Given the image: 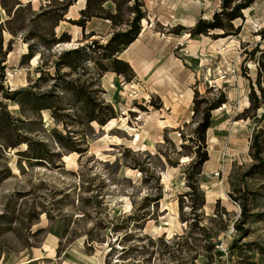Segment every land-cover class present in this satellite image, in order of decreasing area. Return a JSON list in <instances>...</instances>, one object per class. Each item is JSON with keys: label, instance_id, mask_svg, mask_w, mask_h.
I'll return each instance as SVG.
<instances>
[{"label": "rangeland", "instance_id": "374dc122", "mask_svg": "<svg viewBox=\"0 0 264 264\" xmlns=\"http://www.w3.org/2000/svg\"><path fill=\"white\" fill-rule=\"evenodd\" d=\"M18 1L22 11L10 24L0 7L2 53L11 47L4 90L52 98L41 111H34L32 102L6 100L1 92L0 102L14 119L13 139L26 135L61 158L52 157V164L25 160L17 155L25 145L1 148L8 132L0 129V264H264V221L246 222L247 233L239 239L233 228L240 217L238 189L255 193L249 196L251 213L264 212V177L240 182L253 162L252 136L264 130L258 122L262 108L245 112L252 90L259 94L257 80L264 89V0L242 10V19L233 22L234 28L241 26L239 34L224 39L215 38L220 32L190 38L178 29L211 20L220 0L146 1L141 33L117 55L130 65L135 75L130 81L110 68L100 71L93 62L97 53H90L92 61L82 70L65 68L54 79L60 54L92 41L104 45L110 22L93 19L84 31L71 24L68 20H78L85 7L86 0H77L54 29L56 37L67 33L70 41L44 48L34 36L46 38L53 22L36 15L54 6L46 0ZM90 32L95 35L88 37ZM31 44L37 54L21 64ZM77 78L91 84L92 97L104 106L101 119L110 115L105 106L112 107L115 118L106 125L87 122L82 102L63 88V80ZM196 91L210 100L221 91L227 102L211 114L209 159L198 178L205 205L193 218L183 195L188 192L184 168L193 157L187 138L196 121ZM53 132L82 153L61 148ZM182 145L186 149L178 155ZM160 194L157 207L144 208L145 197ZM145 212L150 214L145 222L134 221ZM192 221L208 235L191 229ZM209 243L217 246L206 252Z\"/></svg>", "mask_w": 264, "mask_h": 264}, {"label": "trees", "instance_id": "16d2710c", "mask_svg": "<svg viewBox=\"0 0 264 264\" xmlns=\"http://www.w3.org/2000/svg\"><path fill=\"white\" fill-rule=\"evenodd\" d=\"M47 5H53L54 8L49 6V9L43 10L36 16L44 18L45 20L52 21L53 24L48 35L45 37L34 36L38 38L40 44L44 48H50L54 45L60 43H68L70 41V36L67 33H62L59 37H56L54 32L55 27L61 22L64 16L67 14L68 9L72 8L77 0H46ZM149 0H86L85 7L82 9L79 14L80 18L76 21H70L71 24L79 27L84 31L86 24L92 19H101L107 22H110L112 33L109 39L104 45L99 44L97 41H92L90 44L83 45L81 47L64 51L60 54L59 59L54 64L55 76L59 77L61 70L67 68L70 70L69 73H76L79 69L82 70L83 64H86L89 61H92L90 58V53H97L98 57L94 58L93 62L96 67L106 73L109 71V68L112 72L116 73L119 76L127 77L128 81L134 78V73L130 68V65L119 59L117 55L122 52L124 48L129 47L134 43L139 34L141 33V22L147 18V11L145 10L144 3ZM220 9L212 15L211 20L199 19L197 22L190 28H184L178 26L180 31H185L190 38L208 35L210 32H220L216 36V39H224L230 36H236L239 34L241 26L234 28L233 22L237 19H242L241 12L242 10L250 7L254 0H220ZM29 4V3H28ZM108 5V6H107ZM22 3L18 0H12L11 5H7L4 0H0V7L5 15L9 17L5 22L10 24L15 17L22 11ZM29 7V6H27ZM2 27L3 23H0V92L2 97L6 100L15 101L19 103H33L34 111H41L44 109H49L46 107L47 103L51 100V96L47 94L37 95L29 93L23 90L8 91L4 90V71L6 68V55L11 52V47L5 53H2ZM7 31L10 34H14L10 29L7 28ZM261 34H264V28L261 31ZM95 34L90 32L87 36L93 37ZM32 37L29 39L31 40ZM257 50H253V53ZM37 51L35 50V45H28V52L23 55L21 59V64L23 62L28 63L31 59L35 57ZM261 58H264V53L261 54ZM104 61L108 62V65H104ZM263 66V64H262ZM260 69V68H259ZM69 73H64L67 75ZM44 75V74H42ZM44 77L39 76L38 80H42ZM63 88L72 93L73 97L77 102H82L86 110V120L89 123L95 122L100 126L106 125L108 121L115 118L113 109L111 106L106 105L105 108L110 111V115L107 119H101L98 114L101 109L104 107L100 103H97L92 94L95 93L94 90L89 91V84H80V80L77 78L74 81L65 82ZM257 87L259 94L257 95L253 90L250 94L251 105L245 111H257L260 108L263 109V112L259 116L258 122H264V89L260 86V81L257 80ZM227 102L226 95L218 91V95L215 99L210 100L207 97H202L196 91L193 98V120L195 121L194 129L192 130V136L187 138V141L191 143L190 148L192 149L190 155H192V160L185 166V181L188 192L183 195L186 198H189V208L190 216L199 217L198 212L204 207L205 201L203 194L199 189L198 178L202 173L203 165L208 161V152L206 149V132L211 126V114L212 111H215ZM11 115L7 112L5 105L0 102V129L8 132V137L5 138L4 145L2 144L1 148L6 149H15L21 145H25V151H20L17 153L18 156L24 158L25 160H37L39 163L46 162L52 164V157L61 158L59 153H52L51 150H48L45 143H35L26 135H16V139H13L11 132L14 129V123ZM77 137V136H74ZM53 141L60 145L61 148H69L73 152L82 153L80 149H74V146L65 145V138L53 132L52 135ZM182 138H185L182 136ZM71 139V138H70ZM71 141V140H70ZM72 144H77L73 143ZM65 145V146H64ZM67 146V147H66ZM186 149L185 145L181 146V151L178 152V155H181L182 151ZM251 158L252 164L248 170L241 175L240 182L245 183V179H250L253 176H263L264 177V130H259L255 132L252 136L251 141ZM188 156V155H185ZM167 158V157H166ZM178 162L174 163V167L178 166ZM158 182V180H156ZM264 188V186H263ZM237 193L240 194V217L234 223L233 228L240 233L238 239L243 237L247 233V230L243 227L246 222L250 220H263L264 221V212L260 214H253L250 211V199L249 196H254L255 193L248 192L244 187L237 190ZM192 195H195L198 198H193ZM191 198V199H190ZM162 199L161 194L158 198H149L145 197L143 204L144 208L148 210L150 204L153 208L157 207L159 200ZM182 200V199H181ZM253 202L256 200V197L252 199ZM218 204V202L216 203ZM150 217L148 212L143 213L135 222L142 221L145 222L147 218ZM183 222H188L187 219L181 218ZM191 229H197L201 235H208L206 227H198L197 224L192 221L189 223ZM125 229V228H123ZM210 238V237H208ZM238 239H234L229 245V249L234 248ZM217 246V243H209L203 248L206 252H211L214 247ZM262 251V249L259 248Z\"/></svg>", "mask_w": 264, "mask_h": 264}, {"label": "bare ground", "instance_id": "6f19581e", "mask_svg": "<svg viewBox=\"0 0 264 264\" xmlns=\"http://www.w3.org/2000/svg\"><path fill=\"white\" fill-rule=\"evenodd\" d=\"M80 2L82 3V4H84V0H80ZM82 8V7H81ZM69 45V44H68Z\"/></svg>", "mask_w": 264, "mask_h": 264}, {"label": "crops", "instance_id": "0c3cea01", "mask_svg": "<svg viewBox=\"0 0 264 264\" xmlns=\"http://www.w3.org/2000/svg\"><path fill=\"white\" fill-rule=\"evenodd\" d=\"M93 20V19H92ZM88 23H90V22H88ZM82 30V29H81ZM94 33V32H93Z\"/></svg>", "mask_w": 264, "mask_h": 264}, {"label": "water", "instance_id": "95a60500", "mask_svg": "<svg viewBox=\"0 0 264 264\" xmlns=\"http://www.w3.org/2000/svg\"><path fill=\"white\" fill-rule=\"evenodd\" d=\"M84 9V8H83Z\"/></svg>", "mask_w": 264, "mask_h": 264}]
</instances>
